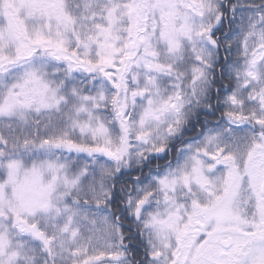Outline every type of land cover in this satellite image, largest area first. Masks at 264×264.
I'll list each match as a JSON object with an SVG mask.
<instances>
[{
    "label": "snow or ice",
    "instance_id": "snow-or-ice-1",
    "mask_svg": "<svg viewBox=\"0 0 264 264\" xmlns=\"http://www.w3.org/2000/svg\"><path fill=\"white\" fill-rule=\"evenodd\" d=\"M0 264H264V0H0Z\"/></svg>",
    "mask_w": 264,
    "mask_h": 264
}]
</instances>
